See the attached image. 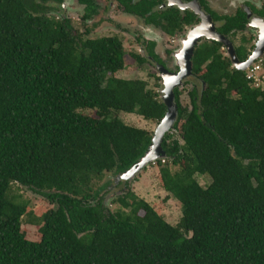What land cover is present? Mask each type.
I'll list each match as a JSON object with an SVG mask.
<instances>
[{
  "label": "trees",
  "instance_id": "obj_1",
  "mask_svg": "<svg viewBox=\"0 0 264 264\" xmlns=\"http://www.w3.org/2000/svg\"><path fill=\"white\" fill-rule=\"evenodd\" d=\"M36 7L0 0V264H264V87L233 67L221 43H200L192 77L201 88L193 84L189 106L175 90L178 119L156 163L180 222L168 223L125 180L113 210L112 183H101L138 162L153 136L119 112L158 124L167 108L147 81L117 77L131 57L145 62L120 38L83 39ZM152 8L144 0L128 10ZM177 27L164 30L175 36ZM14 183L54 207L30 219L39 241L23 231L32 212L10 196Z\"/></svg>",
  "mask_w": 264,
  "mask_h": 264
},
{
  "label": "flooded vegetation",
  "instance_id": "obj_2",
  "mask_svg": "<svg viewBox=\"0 0 264 264\" xmlns=\"http://www.w3.org/2000/svg\"><path fill=\"white\" fill-rule=\"evenodd\" d=\"M28 1L31 6L37 5L38 14L64 23L82 38L101 35L107 30L121 32L128 29L120 19L111 16L112 12L120 11L126 19L135 18L143 27V30L136 28L133 31H139L136 42L145 58L143 66L157 68L160 65L171 72H174L172 68L176 64L173 53L179 47L180 38L206 23H211L219 35L233 44L241 63L246 62L255 51L264 50V0H146L153 8L142 16L128 8L136 7L144 0H127V5L122 0ZM237 20L241 22L240 27L235 25ZM171 21H177V28H183L182 32L168 35L164 27ZM205 41L211 40L204 38L199 44ZM222 46L226 53V47ZM184 84L190 85L191 82L186 80Z\"/></svg>",
  "mask_w": 264,
  "mask_h": 264
},
{
  "label": "rangeland",
  "instance_id": "obj_3",
  "mask_svg": "<svg viewBox=\"0 0 264 264\" xmlns=\"http://www.w3.org/2000/svg\"><path fill=\"white\" fill-rule=\"evenodd\" d=\"M111 16H114L116 20L120 19L123 22L124 26H128L129 28L123 29V31L121 32H109V30H107L105 31V33L93 36L91 38L94 39L100 37L102 38V36H117L123 41L124 47L129 53L142 55L139 44L138 42H136V36L139 34V31L133 32L134 30H136V28H141V24L138 23L135 18L127 17L126 19L120 11L114 13L112 12ZM141 29L143 30V27ZM83 39L85 38L83 37ZM225 54L227 56V52ZM172 70L175 71V67L172 68ZM155 74L160 77L157 68H155L154 66L146 65L141 67L140 65H138L136 60L131 57V61L126 67V69L122 72H119L117 74V77L129 80H145L149 83L150 88L157 90L161 94L163 88L158 87V82L154 77ZM187 80L190 81L191 84H184V86L181 87V90H183L181 101L184 106L190 105V98L188 96V92L193 88V84H195L199 90L201 88V83H198L193 77L188 78ZM160 84H163L162 78ZM82 111L85 114H93V112L88 110ZM118 117L127 125L132 127L145 129L150 132H154L157 128V123L145 120L137 114L119 112ZM135 177L136 178L132 180V184H130L134 193L139 198L151 204L154 209H156L161 215L165 217L168 223L176 226L182 218V206L175 198H173L168 192L163 189L159 167L156 164H152L149 168H146L142 172H139ZM114 179L115 177L109 174L105 176L103 182L101 183V185L107 182L112 183V187L107 191L106 195V202L108 205H110L111 200L116 195H123L126 192L121 187L117 186V183ZM197 180L202 186H207L210 183L209 179L204 176H197ZM10 196L14 197L18 201H25L29 203V208L32 212V216L31 218L25 217L23 219V231L26 233V236L29 240L39 241V226L32 224L30 222V219L32 221H35L36 219L40 218L45 212L54 208L53 205L49 204L40 195L35 194L30 189L17 183H14L12 185ZM117 207L118 206L113 205L111 208L115 210Z\"/></svg>",
  "mask_w": 264,
  "mask_h": 264
},
{
  "label": "water",
  "instance_id": "obj_4",
  "mask_svg": "<svg viewBox=\"0 0 264 264\" xmlns=\"http://www.w3.org/2000/svg\"><path fill=\"white\" fill-rule=\"evenodd\" d=\"M204 38L222 43L226 47L227 56L230 58L233 67L239 71H247L258 59L264 56V50H257L246 62L241 63L237 57L233 44L219 35L211 23L197 26L189 30L186 35L182 36L179 40V47L173 53L176 63L175 69L177 71L171 72L160 65L157 67L159 76L163 81V89L160 97L167 108L166 115L161 122L157 124V128L153 132L152 142L145 155H143L129 170L115 177L114 180L116 183L125 180L132 184V180L136 178L135 176L139 172L149 168L152 164H156L158 161H165L167 159V154L163 148V142L166 135L174 129L179 115L175 90L181 89V87L184 86V82L193 76V57L199 42Z\"/></svg>",
  "mask_w": 264,
  "mask_h": 264
},
{
  "label": "built area",
  "instance_id": "obj_5",
  "mask_svg": "<svg viewBox=\"0 0 264 264\" xmlns=\"http://www.w3.org/2000/svg\"><path fill=\"white\" fill-rule=\"evenodd\" d=\"M247 79L255 88L264 87L263 58L258 59L247 71Z\"/></svg>",
  "mask_w": 264,
  "mask_h": 264
}]
</instances>
